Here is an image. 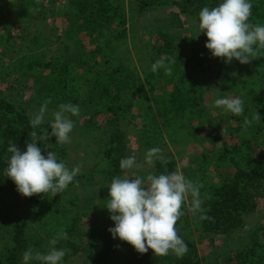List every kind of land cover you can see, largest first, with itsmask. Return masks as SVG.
<instances>
[{
	"label": "rangeland",
	"instance_id": "rangeland-1",
	"mask_svg": "<svg viewBox=\"0 0 264 264\" xmlns=\"http://www.w3.org/2000/svg\"><path fill=\"white\" fill-rule=\"evenodd\" d=\"M29 1L32 3L28 4ZM135 1L116 0L117 4H121L120 6L125 8L126 24L119 29L120 39L123 36L124 38L119 41L120 39L117 40L113 35L111 49L105 48L104 52L94 53L91 58L87 59V62L101 65L100 68H103L106 65V58L109 59V57L112 58L116 67L122 63L131 66L133 59L137 74L141 75L142 83H144L145 71L151 69L148 64V67L143 66L142 68V64L146 61H142L140 66L137 53L140 52L142 53L140 56H144L150 52L156 42L153 34L157 29L165 30L164 19L170 13L177 12L181 14L185 27L180 31L170 29V32L172 37L177 38V44L183 53L191 56L190 61L199 58L204 64L216 63L205 47L207 37L200 33L197 17L189 18L181 13L178 7L168 3L162 5L169 0H164L165 2L141 16L136 12ZM179 1L183 2V0ZM0 3H2L5 17L2 19L5 23L0 24V99H5L8 104L13 105L16 112L27 116L29 121L34 114L39 112L42 104L49 102L43 124H50L53 113L58 110L60 104H77L83 109L80 113L82 115L80 123L74 122L70 141L60 144L59 149L63 151V155L59 154V150L54 147L51 140L47 141V147L42 143L45 155L49 151H54L59 161L65 162L70 168L79 167V176L88 175V171L101 163L103 153L109 148L113 131L121 130L125 133L122 155L124 157L135 156L137 165H143V167L125 170L119 177L132 178L134 173L142 176L156 174L155 164L159 159H154L153 165L150 166L144 162V154L149 148L159 147L162 151L158 155L163 156L164 159L175 160L176 173L202 185L200 189L203 200L202 208L210 188L219 182L228 181L235 174L236 170L232 163L222 161L217 164V160L221 156H224V159L229 158L228 154L233 151V146L230 145H237L236 141L228 140L230 148L226 154L220 155L217 154V150L213 154V146L209 141L213 137L217 125L231 121L232 125L236 126L239 115H233L221 108L214 107V100L218 97H239L235 91L230 89V78H222L221 81H216L214 84V76L208 74L205 79L208 82L210 79L212 80L208 85V82L203 80L204 76L201 75L196 94L198 107L186 112L170 113L167 119L156 113V107L159 104H156L155 98L160 91L157 89L152 91L145 84L143 86L144 93L140 88V82L137 83V90L140 92L132 96L133 106L130 110L121 112L119 115L102 114L103 110L98 109L96 105V101L98 103L100 100L90 97V93H101V90L97 86L95 87L96 78L89 82L77 83V76L83 73V63H75L77 58L65 53V47L72 44L73 41L63 36V29L67 25L64 13L73 10V2L71 0H56V3L54 0H0ZM33 3L42 5L39 12V5L35 8ZM31 14L37 15L34 21H31ZM5 27L11 31L10 41L7 40ZM108 32L111 33V30ZM56 35L61 36V39L56 40L54 38ZM95 39L97 41L88 36H84L82 39V44L85 45L87 52L94 50L97 43L105 46L104 38L97 35ZM119 54L122 56L121 59H118ZM69 59L73 64L71 65L73 71L69 73L70 78L74 79L73 85L70 86L71 83L68 81L69 88L63 90L59 97H52L54 94L47 96L49 91L43 90L40 88L41 84L35 83L36 75H46V73L42 72L40 66L30 65V63L35 61L43 63L48 60L64 62ZM256 59L258 61H252L249 63L250 66L264 72V53L257 55ZM235 61L234 59L230 63L235 65ZM21 70L22 73H20ZM228 72L235 80L241 78L237 72ZM252 75H249L245 82L249 85L254 83L253 87L260 88L261 85L258 86V83L256 85V81H261L260 75L257 76L260 79L256 77L253 79ZM251 79L252 81H250ZM103 81L100 86L105 84L106 79L103 78ZM159 84L166 85V82L160 80ZM0 115L2 116V114ZM9 115H4L7 116L5 120H11L19 128L22 125V122H19L20 118ZM111 117L113 118L110 119ZM117 117L118 122L109 123L108 119L113 120ZM88 118L92 120H87ZM206 118L207 121L203 120ZM253 118L255 119V117ZM210 120H212L213 127L210 126ZM251 153L253 154L249 156L243 154L239 157L236 156L237 161L247 166L248 163L257 161L258 152ZM262 158L260 162L264 165V157ZM76 178L77 176L66 190L52 194L50 198L45 194L32 197H24L21 194L13 195L8 192L0 194V250L5 247L4 243L11 236L9 232L12 231L13 219L17 212H20L25 218L29 217L27 233L32 239L31 244L36 239V235L43 234V222L45 221L43 209L49 199L57 200L63 205L69 203L74 205L73 212L75 217L79 218L82 231H87L90 226L95 224L109 226L113 221L110 219L108 210L105 208L102 211H97V209L100 199H108V186L112 179H105L99 175L87 176L83 180V185H77ZM259 193L261 197L257 199L258 207L254 213L243 217L244 224L233 226L231 230L229 228L228 232L220 234L204 233L200 229L195 221V215L198 213L193 214L190 211L192 204L189 196L183 204L189 210L188 215L180 219L176 225L178 235L187 245L188 242L193 245V248L197 250L196 256L203 264H264V185ZM45 199L48 200L45 201ZM34 201H38V203H34ZM77 205L80 209L78 216ZM105 206H107V201ZM7 233L8 236H6ZM44 237L47 238V235ZM45 245L48 246L47 250L49 248L47 241ZM61 248L65 250V253H69V259H72L75 264H83L84 257L80 250L75 251L69 246ZM132 248L126 242L113 239L109 247V260L105 264L125 263L126 253ZM188 250H192V248L188 247ZM254 250L257 252L256 255ZM245 254L248 255L247 260L243 258L241 262L240 256L243 257ZM175 256L171 252L166 256H156L153 253L146 264H167L166 257ZM61 264H66V262L62 261Z\"/></svg>",
	"mask_w": 264,
	"mask_h": 264
},
{
	"label": "trees",
	"instance_id": "trees-1",
	"mask_svg": "<svg viewBox=\"0 0 264 264\" xmlns=\"http://www.w3.org/2000/svg\"><path fill=\"white\" fill-rule=\"evenodd\" d=\"M220 1L183 0L181 2L179 0H169L165 2L164 0H136L134 4L136 12L141 16L156 8L160 3L165 2L162 5L168 3L169 5L178 7L180 12L189 18H199V12L203 7L217 6ZM54 2L56 3V0ZM71 2H73L74 8L71 12L64 13L67 25L63 29V36L66 39H71L73 43L65 47V53L66 55L70 54L68 56H75L77 58L75 59V63H83V73L77 76V83L89 82V80L96 78L95 87L97 86L101 90V93H90V97L91 99L94 97L95 100L96 98L100 100L98 103L96 101V105L98 109L103 110L102 114L112 113L119 115L121 112L130 110L131 106H133L132 96L140 92L137 90V83L140 82L142 91H144L143 86L145 84L152 91L156 89L160 91L155 98L156 104H159L156 107V113L160 117L167 119L170 113L186 112L188 110H195L198 107L196 94L201 75L204 76V82H208L205 78H207L208 74H212L214 76V84L216 81H221L222 78H230V89L235 91L237 96L242 99L244 111L238 116L236 126H233L231 121H228L226 124L217 125L213 132L214 135L209 141L213 146V154L216 150L219 155L222 153L226 154L230 146H233V151L228 154L229 158L226 157L224 159V156H221L217 160V164L222 161L230 162L233 164L236 172L228 181L219 182V184L210 188L208 197L203 204V214L207 215L209 219L201 220L199 218L201 213H198L195 215V221L204 233L210 234L225 233L228 232L229 228L231 230L233 226L243 225V217L256 211L258 207L257 199L261 197L259 190L264 185V165L260 162L263 159L262 157H264V72H261L259 68L253 69L250 64H240L239 61H235V65H233L213 56L212 58L216 61L213 64H204L202 59L199 58H194L195 61H190L189 58L191 56L189 57L183 53L177 44V38L171 36L170 29L180 31L185 27L181 14L177 12H172L166 16L164 19L166 24L165 30L157 29L153 34L156 42L150 52H147L144 56H140L142 54L140 52L137 53L139 55L140 66L142 61H146L143 63L144 65L142 64V68L143 66H149V69H151V65L157 59H165L172 67L171 75L165 74L163 69L155 73L151 70L145 71V82L142 83L141 75L137 74L133 59L131 66L122 63L116 67L112 58L109 57V59L106 58V65L100 68L101 65L89 63L87 59L91 58L94 53L104 52L105 48L111 49L110 44L113 35L117 40L120 39L119 29L126 24L125 8L120 6L121 4H117L116 0H71ZM251 2L252 14L250 23L264 24V0H251ZM33 5L35 8L39 5V12L42 5L40 6L39 3H33ZM3 12L2 3H0V24L4 22L2 21L5 18ZM30 18L31 21H34L37 15L31 14ZM5 30L7 40L10 41L12 36L11 31L7 27H5ZM109 30H111V33L108 32ZM96 34L98 37L104 38L105 46L103 47L97 43L94 50L87 52L84 47L85 45L82 44V39L84 36H88L97 41L95 39ZM54 38L60 40L61 36L56 35ZM123 38L124 36L119 41ZM262 53H264V50H261L258 55ZM121 58L122 56L119 54L118 59ZM256 58L257 56L252 58V61H258ZM70 60H65L64 62L61 60H48L43 63L40 61L30 63V65L40 66L39 68L42 69V72L46 73V75H36L35 83L41 84L40 88L49 91L47 96L54 94L52 97H59L63 90L69 88V83H71L70 86L73 85L74 79L70 78L71 76L69 75L70 71H73L71 66L73 64ZM228 71L239 73L241 78L237 80L231 78L233 76ZM20 73H22V70ZM249 75H252L253 79L255 77L259 78L257 76L260 75L261 81L255 80L256 85L257 83L258 86L261 85L260 88L253 87L254 83L249 85L245 82ZM103 78L106 79V82L100 86L104 82ZM160 80H164L166 85H160ZM68 81L70 82L68 83ZM211 81L210 79L209 82ZM209 82L207 83L208 85L210 84ZM207 84L206 86H208ZM114 88H116V91H114ZM81 108L80 113L83 110ZM9 113L11 116L15 115L17 118H20L19 122H22V127L18 128L11 120H5L7 116L4 115H9ZM0 114L3 116L0 115V194L8 192L9 194L19 195L20 193L17 191L16 185L10 178L6 177L4 172L10 156L7 148L11 142L17 144L18 148L23 149L27 142L33 141L34 138L31 135L33 129L30 126L29 118L17 113L14 106L8 104L5 99H0ZM81 117L82 115L80 114L79 116H70L77 124L80 123ZM110 119L108 121L111 124L119 121L118 117L113 120ZM245 119L251 121V123L245 125ZM87 120L91 121L92 119L88 118ZM203 120L207 121V118ZM211 122L212 120L209 121V123ZM210 126L213 127L212 123ZM36 131H47L50 133V124H43ZM124 140L125 133L123 131H113L109 148L103 153L101 163H98L88 171V175H77V185H83V180L87 176L93 177V175H99L105 179H113L122 175L125 170H121L120 160L124 158L122 155V148L125 144ZM228 140L236 141L237 145L228 146ZM51 142L62 156L63 151L59 149L60 143H56L55 138H52ZM38 147L44 149L41 142H38ZM253 151L258 152L259 157L257 161L248 163V166L242 165L237 161V157L241 154L249 156L253 154L251 153ZM164 160L166 163L161 160L156 161L155 171L157 175L175 172V160ZM52 194L49 192L46 195L50 198ZM98 195L101 196L100 194ZM34 203H38V201H34ZM99 204L97 211H102L106 207V199H100ZM73 206L70 203L63 205L57 200L49 199V202L43 209V213L45 214V221L43 222L44 232L41 235H36V239H34L32 244L30 243L32 239L27 233L29 217L25 218L20 212H17L13 219L12 231L9 232L11 236L4 243L5 247L0 250V264H22L23 252L29 247L41 252H47L48 249L46 250V248L48 246L45 245L46 241L49 244L52 238L62 236L63 233H67V239H59L56 245L57 248L69 246L75 251L80 250V253L84 257L83 264H105L109 260V247L113 240L108 230L110 227H114L113 222L109 226L95 224L90 226L87 231H82L79 218L74 215ZM79 211L80 209L77 205V216ZM188 212L189 210L182 205V214L178 221L188 215ZM46 235L47 238L44 237ZM6 236H8V233ZM187 246L192 248V250H188L182 257H166L167 264H203L196 256L197 250L193 248V245L188 242ZM153 253L151 249L146 253H139L132 248L126 253L125 263L123 264H146ZM254 254H257L255 250ZM241 256L240 261L242 262L243 258H246L248 255ZM69 258L70 255L66 252L62 261L66 262V264H75Z\"/></svg>",
	"mask_w": 264,
	"mask_h": 264
},
{
	"label": "clouds",
	"instance_id": "clouds-1",
	"mask_svg": "<svg viewBox=\"0 0 264 264\" xmlns=\"http://www.w3.org/2000/svg\"><path fill=\"white\" fill-rule=\"evenodd\" d=\"M251 14V0H221L217 6H205L200 10L199 30L206 35L205 47L214 58L223 59L226 63L235 59L240 64H249L264 50V24L250 23ZM160 69L167 75L172 74V67L163 58L151 65L154 73ZM48 103L42 104L30 120L33 141L27 142L23 149L11 142L7 148L10 156L4 172L24 197L63 192L80 173L79 167L70 168L59 161L54 151L45 155L44 149L38 147V142L47 147V141L52 138L60 144L69 142L74 128L70 116H79L80 107L72 103L60 104L50 122L51 132L38 133L36 129L45 121ZM214 107L233 115L244 111L239 97H218L214 100ZM250 123L245 119V125ZM161 151L159 147L149 148L144 154V162L150 166L154 159L166 163L164 157L158 155ZM138 167L143 165H137L135 156L120 160L121 170ZM201 187L176 172L114 177L108 186L109 197L105 207L114 223L108 231L114 240L126 242L139 253L151 249L156 256H166L171 252L182 257L188 252V246L178 235L176 225L184 201L190 196V211L201 213V220L209 219L203 214ZM61 238L67 239V233L52 238L47 252L29 247L23 252L22 264H61L66 254L64 249L56 247Z\"/></svg>",
	"mask_w": 264,
	"mask_h": 264
}]
</instances>
